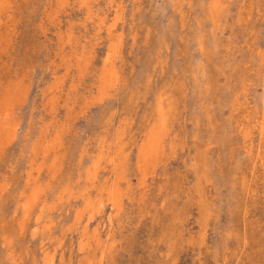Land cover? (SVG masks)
<instances>
[{"label": "rangeland", "instance_id": "374dc122", "mask_svg": "<svg viewBox=\"0 0 264 264\" xmlns=\"http://www.w3.org/2000/svg\"><path fill=\"white\" fill-rule=\"evenodd\" d=\"M0 126V264H264V0H0Z\"/></svg>", "mask_w": 264, "mask_h": 264}, {"label": "bare ground", "instance_id": "6f19581e", "mask_svg": "<svg viewBox=\"0 0 264 264\" xmlns=\"http://www.w3.org/2000/svg\"><path fill=\"white\" fill-rule=\"evenodd\" d=\"M108 79V78H107ZM48 112V111H47ZM3 125V124H2ZM4 126V125H3ZM1 127V126H0ZM4 135V134H3ZM5 136V135H4ZM174 138V137H173ZM5 145V144H4ZM38 195H40V194H38ZM32 200V199H31ZM25 202V201H24ZM31 204V203H30ZM28 205V204H27ZM55 205V204H54ZM30 207V206H29ZM39 210H40V208H39ZM40 217V216H39ZM47 230V229H46ZM80 252V251H79Z\"/></svg>", "mask_w": 264, "mask_h": 264}]
</instances>
